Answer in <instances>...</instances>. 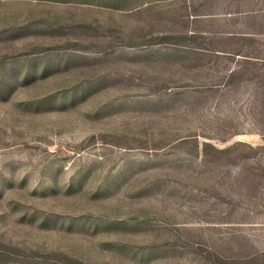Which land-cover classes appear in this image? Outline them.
<instances>
[{
  "label": "rangeland",
  "instance_id": "1",
  "mask_svg": "<svg viewBox=\"0 0 264 264\" xmlns=\"http://www.w3.org/2000/svg\"><path fill=\"white\" fill-rule=\"evenodd\" d=\"M225 33L264 46V0H0V264H264V64Z\"/></svg>",
  "mask_w": 264,
  "mask_h": 264
},
{
  "label": "trees",
  "instance_id": "2",
  "mask_svg": "<svg viewBox=\"0 0 264 264\" xmlns=\"http://www.w3.org/2000/svg\"><path fill=\"white\" fill-rule=\"evenodd\" d=\"M225 16H230L229 13ZM193 34V33H192ZM251 35L249 34H228L225 33L224 37H225V41H227L228 44H225V46L223 45V47L221 48V50H217V51H213L215 54L221 53L222 55H225L227 57H239L241 58L243 61L245 62H250V60H255V62L261 63L259 64V66L264 64V58L263 57H252L249 55H246L248 53H244V41H251V42H256L255 40H253L251 37ZM258 43V42H256ZM259 48H261V54L262 51H264V46L263 44L258 43ZM244 63V62H243ZM263 68H257L258 71H261ZM237 71H230L228 78H230V76L236 75ZM240 75L243 74L242 70L240 71ZM232 79V78H231ZM230 81V80H229ZM206 145V144H205Z\"/></svg>",
  "mask_w": 264,
  "mask_h": 264
},
{
  "label": "crops",
  "instance_id": "3",
  "mask_svg": "<svg viewBox=\"0 0 264 264\" xmlns=\"http://www.w3.org/2000/svg\"><path fill=\"white\" fill-rule=\"evenodd\" d=\"M196 18H198V17H196Z\"/></svg>",
  "mask_w": 264,
  "mask_h": 264
}]
</instances>
